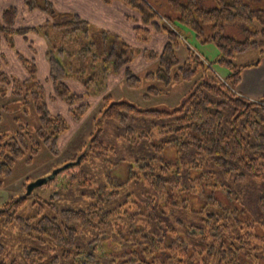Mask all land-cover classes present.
Listing matches in <instances>:
<instances>
[{"label": "trees", "instance_id": "16d2710c", "mask_svg": "<svg viewBox=\"0 0 264 264\" xmlns=\"http://www.w3.org/2000/svg\"><path fill=\"white\" fill-rule=\"evenodd\" d=\"M120 1L138 9L147 21L162 19L163 25L154 23L167 31L168 40L157 74L168 85L184 80L192 86L172 109L105 96L103 117L140 156L111 163L128 164L123 182L109 176L103 185L93 183L83 169L85 161L115 153L99 127L59 171L65 182L55 183L60 190L78 186L87 205L60 208V190L49 199L36 196L30 202L28 195H20L1 204L0 264H264V97L255 100L237 92L241 68L232 60L254 49L264 54V0H213L210 7L202 2L211 0H168L176 16L148 0ZM16 18V7L0 13V46L4 39L14 48L16 35L39 32L37 27H17ZM53 25L69 35L82 31L89 42L83 51L92 61L100 58L105 71L124 70L127 86L140 87L142 79L129 65L128 45L119 49L109 44L108 32L92 33L90 22L78 13ZM228 25H237L245 38L227 34ZM182 27L218 46L220 63L230 69L227 77L211 70V62L183 41ZM99 41L102 45L97 46ZM181 43L188 52L184 64L177 55ZM18 56L28 76L0 71V88L11 87L13 102L32 101L39 125L0 133V187L18 161L31 162L42 147L59 155L58 138L71 127L68 117L48 109L46 84L38 78L35 59ZM48 56L50 98L65 102L73 122H79L91 104L67 83L74 67H66L53 50ZM74 71L79 76L84 66ZM152 76L154 72L146 75ZM95 77L79 76L87 87ZM149 91L146 96L161 89L151 86ZM56 179L54 175L43 184Z\"/></svg>", "mask_w": 264, "mask_h": 264}, {"label": "rangeland", "instance_id": "374dc122", "mask_svg": "<svg viewBox=\"0 0 264 264\" xmlns=\"http://www.w3.org/2000/svg\"><path fill=\"white\" fill-rule=\"evenodd\" d=\"M64 1L60 0L59 5L58 0H0V13L7 8L16 7L17 27L39 28V32L32 31L25 36L26 40H32L28 42L32 46L29 47L30 50L27 51L26 58H30L29 56L32 55V51L36 52L37 42L32 35L36 33V35L46 42L47 50H53L66 67L69 66L70 69L74 67V70H76L80 66H84V71H79V76L87 77L96 73L94 83L89 87L84 84L74 70L71 71V75L67 79L72 92L83 94L86 101L91 104V110L79 122H73L70 115H68V112L63 107L66 104L65 102L60 99L52 100L49 98L47 92L44 100L47 103L48 109L53 113L59 112L64 114L70 120L71 127L69 131L60 134L58 138L61 153L59 155L52 154L44 146L31 162H27L26 160L18 161L14 166L13 173L3 179L4 183L0 187V205L10 198L20 195H28L30 202L36 196L49 199L55 190H60V186L57 187L55 183L58 180V183L61 181L65 182L66 180L63 173H59V171L67 165V162L76 153H81L82 149L85 148V144L90 140L91 134L97 131L99 127H102L104 130L102 138L109 145L115 147V153L110 152L103 158L89 157L83 164V169L87 171L92 182L95 184H105L109 176L118 182H123L121 180L126 175V166L128 164L123 162L111 166V163L121 157H125L127 161H131V158L134 159L136 155L140 156V154L138 155L126 147L125 143H122L119 129H116L113 125L109 126L108 121L103 117L101 110L104 107V97L111 95L114 100L130 101L145 108L172 109L180 104L192 86L191 83L184 80L173 81L168 85L165 83L163 74H157L159 55L168 40L167 31L165 29L158 30L159 28H156L157 26L154 23L157 21L161 26L164 24L162 19L155 18L147 21L142 17L138 9L127 6L126 3L127 7H123L121 12H119L120 5L115 3L116 12L112 14H117L118 19L119 14L124 13L126 18L121 17L120 20L113 21L109 25L94 18L89 20L92 33H100L103 30L107 31L109 44L119 49L124 45L129 46L127 55L132 58L129 62L130 68L142 79L140 87L130 88L126 84L124 70L117 72L112 70L105 71L104 62L100 58L92 61V55H86L83 50L89 42L83 37L82 31L77 35H69V33L58 31L54 27L53 23L55 21L61 19L62 16L73 13L67 12L68 10L63 8ZM148 1L159 11L167 13L170 16H176L169 8L168 0ZM211 1H203L202 4L210 7L212 4H215L213 0ZM74 7L78 9L77 6ZM71 9H73V5L70 6L69 10L71 11ZM108 12L110 13V11ZM182 29L184 33L181 36L183 41L189 43L198 53L211 62V70L217 72L223 78L227 77L230 69L220 63L219 57L222 53L218 46L214 42L201 41L188 27H182ZM225 32L239 39L245 38V34L239 32L237 25H228ZM98 43L97 46L102 45L101 41ZM184 44L181 43L177 50V55L182 64L185 63L188 57ZM15 46L17 45L15 44ZM9 47L8 42L3 39L0 49L12 48ZM96 48L94 51L99 54L100 52ZM60 49L65 51V55H62ZM69 53L72 54L71 58L67 55ZM232 60L241 68V80L236 86L237 92L251 99H253V96L263 98L264 54L260 50L254 49L237 54ZM254 62L258 63L253 64ZM12 64L9 57L6 59L5 57H0V71H6L10 75L20 78L26 77V75L21 73L26 72L28 74L23 64L25 70L19 67L20 72L15 67H12ZM149 72H154V76L147 78L146 75ZM38 78L47 84L46 79L42 78V75H38ZM1 84L4 83L0 82ZM151 86L160 88V93L146 96V94H149V87ZM10 88L7 84L4 90L0 88V133H14L19 130L21 125L34 129L39 125V114L34 103L32 101L24 104L21 101L13 102ZM54 175L57 176L54 183L40 184L34 186L31 190L29 189L36 181L49 179ZM141 188L142 186L139 187V190ZM60 194L61 196L57 200L60 208L78 209L88 203V199L85 200L81 196L78 186L62 189L60 190Z\"/></svg>", "mask_w": 264, "mask_h": 264}, {"label": "crops", "instance_id": "0c3cea01", "mask_svg": "<svg viewBox=\"0 0 264 264\" xmlns=\"http://www.w3.org/2000/svg\"><path fill=\"white\" fill-rule=\"evenodd\" d=\"M58 1H59V5H60V0H58ZM115 3L120 5L119 6L120 11L119 12H121V9L123 7L128 6V5L126 6V4L120 0H113L110 4H107V3L103 2L102 0H65L64 4H63V8L68 10L67 12L78 13L83 19H85L87 21L92 20L91 18H94V19L100 20V21L104 22L105 24L109 25L113 21L116 22L117 20H120L121 17L126 18L124 13L119 14L118 19H117V14L116 15L112 14L113 12H116V8H115L116 4ZM71 5H73V9H71V11H70L69 8ZM74 6H77L78 9H76V7H74ZM108 11H110V13ZM32 35H33L34 40H36V42H37V45H36L37 48H36V52H33L31 50L32 55L31 56L27 55V56L35 59L37 65H38V75L39 76L42 75V78L46 79V81H47L46 88H47V92H48V95L50 98L51 94H53V84L51 81L48 80V77L50 74V63H49L47 44L41 37L36 35V33L32 34ZM15 41H16L15 44L17 46H15L14 48L4 49V50L2 48L0 49V57H5V59L9 57L10 61L13 63L12 67H15L20 72L19 67L23 70H25V68L23 67V65L19 59L18 52L26 55L27 51L30 50L29 47L32 46L28 42H31L32 40L31 39L26 40L25 36L16 35ZM4 72H6V71H4ZM21 73L23 75H26V77L28 76V74L26 72H21ZM254 98L256 100V99H259L262 97L253 96V99ZM65 105H63V107L68 112V115H70L69 111H68L69 107L67 105H66L67 106L66 107ZM56 113H59V112H56Z\"/></svg>", "mask_w": 264, "mask_h": 264}, {"label": "water", "instance_id": "95a60500", "mask_svg": "<svg viewBox=\"0 0 264 264\" xmlns=\"http://www.w3.org/2000/svg\"><path fill=\"white\" fill-rule=\"evenodd\" d=\"M46 180L47 179H40V180H38V181H36L34 184H32L31 186H30V190L34 187V186H36V185H40V184H43L44 182H46ZM29 190V191H30Z\"/></svg>", "mask_w": 264, "mask_h": 264}]
</instances>
